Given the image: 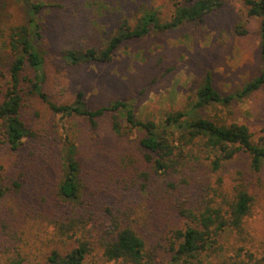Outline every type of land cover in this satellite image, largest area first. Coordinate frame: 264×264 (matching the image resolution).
Listing matches in <instances>:
<instances>
[{
    "label": "rangeland",
    "instance_id": "1",
    "mask_svg": "<svg viewBox=\"0 0 264 264\" xmlns=\"http://www.w3.org/2000/svg\"><path fill=\"white\" fill-rule=\"evenodd\" d=\"M29 1L0 0V46L13 26L28 19ZM33 1L59 4L46 13V8L41 9L43 15L38 19L39 48L45 60L43 88L58 104L73 103L78 93L88 107L125 100L135 118L160 124L167 115L191 107L205 75L209 74L218 93L227 95L263 69L260 19L248 17L241 0H222L223 5L201 21L126 41L107 63L74 66L53 54L103 48L120 23H134L143 8L168 20L172 1ZM240 30L246 33L240 34ZM32 101V111L23 113L22 118L28 126L35 123L36 129H42L39 140L26 142L17 153L0 144V164L5 162L1 175L22 184L18 193L0 198V264L17 256L23 264H45L52 251L63 255L72 250L90 223L104 225L108 221L133 229L152 253V264H173L170 246L179 243L174 232L189 224L179 208L198 213L206 204L215 207L231 200L238 184L247 187L252 197L249 212L240 230L223 231L198 264H264V167L252 171L247 154L240 153L214 171L209 164L211 155L199 145L189 144L183 148L187 156L182 172L161 176L153 172L139 145L144 130L131 129L122 118V135L117 136L111 130V114L98 118L96 127L91 128L81 117L54 114L36 99ZM197 112L217 124H244L254 143L264 137V89ZM65 135L77 146L88 210L82 204L64 203L55 195L61 174L56 137ZM32 152L36 153L33 160L29 157ZM83 264L127 263L106 261L96 246Z\"/></svg>",
    "mask_w": 264,
    "mask_h": 264
},
{
    "label": "trees",
    "instance_id": "2",
    "mask_svg": "<svg viewBox=\"0 0 264 264\" xmlns=\"http://www.w3.org/2000/svg\"><path fill=\"white\" fill-rule=\"evenodd\" d=\"M171 1L173 13L168 20H160L154 10L143 8L134 23L123 20L103 48L67 49L54 53L53 57L61 58L73 66L91 62L107 63L122 43L147 37L154 32L175 30L187 22L201 21L205 15L223 5L222 0ZM241 1L248 17L260 19L259 47L263 63L261 74L245 83L241 89L227 95H221L213 88L207 74L196 90L191 107L167 115L162 123L157 124L135 118L131 105L125 100L88 107L82 94L78 93L71 104L52 101L43 88L45 60L39 48L42 35L38 19L43 15L41 9L46 8V13L59 4L44 5L41 1L30 0L28 19L13 26L6 35V42L0 46V144H4L10 152L17 153L26 142L39 140L42 129H36L35 123L28 126L22 118L23 113L32 111V99H36L54 114L83 118L91 128L96 127L98 118L111 114V130L117 136L122 135V118L131 129L144 130L146 134L139 139V145L146 151L145 160L151 163L153 172L161 176L182 172L183 159L187 156L183 148L189 144H197L211 155V170H220L240 153H245L250 157L251 170L259 172L264 167V137L260 139V143H254L244 124H217L197 112L210 104L226 105L264 89V0ZM240 32L246 33L244 30ZM37 112L34 111V117L38 115ZM56 140L59 144L61 174L55 195L64 203L82 204L88 210L90 204L87 193L83 195L82 192L84 187L80 178L77 146L68 135L58 136ZM35 156V152L29 155L32 160ZM124 160L121 158L120 163ZM3 164L5 162L0 164V171L4 169ZM172 185L168 183V186ZM21 187L22 184L17 180L0 173V198L8 196V193H18ZM251 202L252 197L247 187L238 184L234 188L232 199L223 200L215 207L206 204L198 213L188 208H179L180 216L189 224L183 230L174 232V238L179 243L177 246L174 243L170 246L173 264L200 263L201 255L212 249L223 231L240 230ZM89 215L91 219L92 215ZM115 222L108 221L104 225L90 223L85 235L75 240L72 250L63 255L52 251L45 264H83L96 246L108 262L152 264V253L146 249L145 241L129 226ZM8 264H23V260L17 256L10 259Z\"/></svg>",
    "mask_w": 264,
    "mask_h": 264
}]
</instances>
